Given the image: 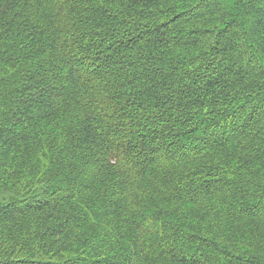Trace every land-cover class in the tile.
Here are the masks:
<instances>
[{
    "label": "trees",
    "instance_id": "16d2710c",
    "mask_svg": "<svg viewBox=\"0 0 264 264\" xmlns=\"http://www.w3.org/2000/svg\"><path fill=\"white\" fill-rule=\"evenodd\" d=\"M0 264H264V0H0Z\"/></svg>",
    "mask_w": 264,
    "mask_h": 264
}]
</instances>
